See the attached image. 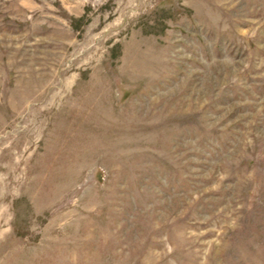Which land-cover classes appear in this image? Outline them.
I'll list each match as a JSON object with an SVG mask.
<instances>
[{
    "label": "rangeland",
    "instance_id": "obj_1",
    "mask_svg": "<svg viewBox=\"0 0 264 264\" xmlns=\"http://www.w3.org/2000/svg\"><path fill=\"white\" fill-rule=\"evenodd\" d=\"M0 264H264V0H0Z\"/></svg>",
    "mask_w": 264,
    "mask_h": 264
}]
</instances>
